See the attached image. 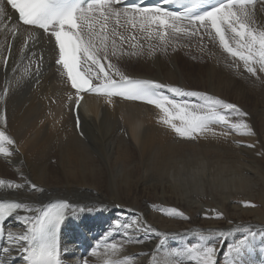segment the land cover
Returning a JSON list of instances; mask_svg holds the SVG:
<instances>
[{"label":"bare ground","instance_id":"6f19581e","mask_svg":"<svg viewBox=\"0 0 264 264\" xmlns=\"http://www.w3.org/2000/svg\"><path fill=\"white\" fill-rule=\"evenodd\" d=\"M4 7L0 114H6V123H0V131L13 143L0 141L5 149L0 153V180L5 181L0 198L33 209L53 200L76 206L62 226L61 264H196L187 253L190 245L215 246V259L227 256L217 264H230L229 248L244 238L245 229L256 235L237 259L264 264V73L251 76L242 61L206 34L203 39L199 33L166 36L170 42L165 45L129 29L123 33L128 40H117V54L104 60L107 69L111 63L130 78L233 103L247 113L244 120L254 134L213 125L216 135L182 139L159 122L163 113L155 106L120 96L85 94L76 113L82 94L56 65L54 38L18 23L5 0ZM249 10L264 26V3L259 0ZM186 53H193V59ZM5 56L10 57L7 65ZM161 91L173 96L168 89ZM225 131L227 136L220 135ZM8 182L24 187L9 189ZM172 209L183 216L170 214ZM33 214L14 215L5 223L7 233L22 234L24 216ZM89 241L84 256L79 244ZM13 243L5 237L2 249ZM112 243L119 251L108 247ZM2 249L0 260L25 264L17 248L7 256Z\"/></svg>","mask_w":264,"mask_h":264},{"label":"snow or ice","instance_id":"6c2138e0","mask_svg":"<svg viewBox=\"0 0 264 264\" xmlns=\"http://www.w3.org/2000/svg\"><path fill=\"white\" fill-rule=\"evenodd\" d=\"M169 2L163 0L164 4ZM121 3L122 0H7V4L19 14L23 25L42 29L43 34L54 38L58 50L55 63L66 72L71 87L77 93L103 94L109 98L120 96L153 105L163 113L159 122L182 139L195 140L207 133L216 135L213 125H221L241 135L254 134L244 120L247 113L233 103L156 81L134 80L109 63L108 69H115L112 73L106 71L102 61L117 54V40L121 44L128 40L129 37L123 33L129 29L159 38L165 45L170 42L166 36L191 38L199 33L201 39L206 34L211 41H218L224 52L243 62L251 76H256L257 71L264 73V26L257 25L254 11L249 10V6L254 8L256 0H218L215 6L198 14L192 9L180 13L160 6H116ZM4 13V0H0V18ZM15 31L13 27V33ZM130 38L135 39V36ZM9 58L5 56V65ZM36 72L39 75V66ZM114 76L119 79H114ZM93 79L100 83L93 84ZM163 89H168L173 96L165 95L161 91ZM232 117L239 119L233 121ZM177 120L179 124L175 122ZM0 123H6V114H0ZM220 135L227 136L228 132ZM0 141L13 143L3 131H0ZM3 152L5 149L0 147V153ZM4 184L5 181L0 180V186ZM7 186L9 189L24 187L13 182H8ZM31 187L35 189L36 185ZM245 206L254 207L248 203ZM75 210L76 206L68 201L33 209L28 203L0 200V236L4 235V223L8 217L34 213L24 216L25 231L22 234L8 232L7 238L14 241L12 248L21 252L25 264H61L57 233ZM170 214L183 216L176 209H172ZM244 231V238L229 248V254L233 256L230 264H240L237 257L250 246L249 237L256 235L251 229ZM223 237L224 233L220 232L219 238ZM108 247L114 252L119 251L116 243ZM12 248L4 247L3 254L10 255ZM187 253L194 256L196 264H216L215 246L190 245ZM0 264L7 262L0 260Z\"/></svg>","mask_w":264,"mask_h":264},{"label":"rangeland","instance_id":"374dc122","mask_svg":"<svg viewBox=\"0 0 264 264\" xmlns=\"http://www.w3.org/2000/svg\"><path fill=\"white\" fill-rule=\"evenodd\" d=\"M141 48V47H140ZM135 49H138V45H136V47H135ZM125 51L127 52L128 51V48L126 49L125 48ZM192 54L193 53H186V57L188 58V59H193L192 58ZM197 62V61H196ZM264 215V209H263V212L261 213V217ZM221 255V256H220ZM220 255H218V258L217 259H215L216 260V264L218 263V262H222L223 260L225 261L226 259H227V256L226 255H223V254H220Z\"/></svg>","mask_w":264,"mask_h":264}]
</instances>
